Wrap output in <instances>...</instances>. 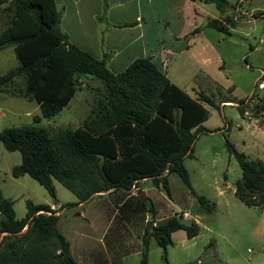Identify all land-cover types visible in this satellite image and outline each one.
Listing matches in <instances>:
<instances>
[{
  "label": "trees",
  "instance_id": "16d2710c",
  "mask_svg": "<svg viewBox=\"0 0 264 264\" xmlns=\"http://www.w3.org/2000/svg\"><path fill=\"white\" fill-rule=\"evenodd\" d=\"M222 12L228 0H199ZM5 14L0 31V51L11 47L18 65L0 75V94L23 79L17 95L38 105L40 115L32 123L0 130V144L6 151L18 152L20 163L11 176L27 175L55 198L52 180L58 181L77 203L109 190H130L139 182L151 185L168 197V175L175 173L199 206L212 210V204L195 194L184 167L191 157L193 143L208 118L203 103L218 107L212 95L199 92L196 98L171 83L148 57L135 59L126 69L113 73L104 59L67 42L59 29L60 13L54 0H0ZM232 25L233 22H230ZM208 26L228 34L226 26L210 21ZM90 76L100 81L104 92L97 96L89 114L75 129L50 132L38 123L57 115L80 90L79 81ZM256 95L254 94L253 97ZM263 104L255 103L264 111ZM240 101L239 105H245ZM241 170L235 182V196L248 207H264V162L249 159L226 142ZM77 203L61 207H72ZM26 212L18 219L12 202L0 192V264H77L69 243L57 229L58 217L46 204L25 201ZM147 212L153 217L151 202ZM151 220V219H150ZM180 215L147 227L141 236L140 264H147L148 242L153 238L162 250L171 234L182 230L191 239L199 227L181 222Z\"/></svg>",
  "mask_w": 264,
  "mask_h": 264
},
{
  "label": "crops",
  "instance_id": "0c3cea01",
  "mask_svg": "<svg viewBox=\"0 0 264 264\" xmlns=\"http://www.w3.org/2000/svg\"><path fill=\"white\" fill-rule=\"evenodd\" d=\"M54 2L60 13L59 29L68 43L97 59H104L106 67L113 73L123 71L137 58L148 57L171 83L192 98H196L199 92L213 95L216 91L223 93L235 89L236 84L221 73V69L226 66L225 59H228L227 55L219 51L222 44L235 46L239 35L252 39L257 35V46L248 44L250 54L260 51L261 45L264 46V0H228V5L222 12L213 4L199 0ZM239 7L254 12L255 19L250 21L238 15L236 9ZM213 20L226 26L228 34L209 27L208 22ZM242 28L247 31L242 32ZM239 56L246 62L247 53L236 58ZM245 68L260 69L258 64L252 67L248 63H245ZM257 78L258 73L255 71L251 82L252 91ZM243 101L246 104V99ZM227 103L237 105L234 101H221L219 106ZM35 105L34 109L39 110L38 105ZM237 108L241 115L248 113L240 105ZM247 120L251 118L247 116ZM254 123L258 124L259 120L255 119ZM261 161L264 162V158ZM145 183L150 184L146 186ZM168 185L170 188L169 179ZM140 191L144 194L143 198L137 195ZM218 194L222 197L223 192L219 190ZM168 198L171 199L170 196ZM169 199L161 196L150 180H143L136 188L109 190L83 202L77 203V198L73 195L70 202L77 203L73 207H61L63 203L56 200V197V203L44 201L42 204L48 205L58 217L57 229L69 243L70 254L77 264H140L141 236L150 226V221L156 226L173 215L186 214L187 218L183 219L187 222L185 224L194 222L198 227L200 225L196 217L184 211L182 204ZM149 202L155 211L152 218L147 212ZM187 206L194 212H199L192 202L189 201ZM214 207L212 203V210L207 213H211ZM248 208L259 211L257 217L261 228L258 227L255 235L263 242L264 207ZM200 233L199 228V233L188 239L182 230L173 232L171 244L166 249V253L169 249L167 263L187 264L186 260L193 247L188 242L198 238ZM155 246L159 247L150 238L148 251ZM260 253L261 257L254 264H264V243ZM223 260L222 264L237 261L234 258ZM196 263L202 264L200 259Z\"/></svg>",
  "mask_w": 264,
  "mask_h": 264
},
{
  "label": "rangeland",
  "instance_id": "374dc122",
  "mask_svg": "<svg viewBox=\"0 0 264 264\" xmlns=\"http://www.w3.org/2000/svg\"><path fill=\"white\" fill-rule=\"evenodd\" d=\"M5 21V14L0 12V31L4 28ZM241 31L245 32L247 29L242 28ZM238 37V43L235 46L222 44L219 47V51L228 57L225 59L226 66L221 69L223 70L221 73L236 84L235 89H226L227 91L223 93L216 91L212 95L217 104L219 100L225 99L234 101L237 105L227 103L211 107L203 103L208 111V118L202 123L205 132L197 135L193 143L192 156L185 157L183 161L195 194L205 197L210 204L213 203L215 205L213 211L207 213L198 206L195 198L175 173L169 174L168 178L171 199L182 204L184 211L196 217L200 223L199 237L188 242L193 244V247L186 260L187 264H197L196 261L199 259L202 264H222L223 259L231 258L237 261L229 262V264H254V261L261 257L260 249L264 241H259L255 235L258 227L261 228L257 217L259 211L244 206L234 196V185L241 177V170L234 156L228 151L226 142L232 144L238 152H242L249 159L264 158V126L260 125L264 124V111L257 110L252 101L254 87L253 91L251 90L252 78L257 70L245 68V63L252 67L258 64L264 71V46L261 45L260 51L250 54L248 44L257 46L259 37L257 35L255 39L246 38L243 35ZM243 53H247L246 62L240 56L236 58ZM17 65L18 62L11 47L0 51V75ZM22 85L23 79L16 77L14 82L5 88L4 93L0 94V130L31 124L33 115H40L39 110L34 109L36 106L34 102H28L17 95V90ZM79 85L81 89L75 92L70 102L57 115L40 120L38 124L41 127L50 132H56L66 128L75 129L81 123L89 114L97 96L104 92V88L99 80L90 76L81 77ZM256 93L264 98V94L260 91ZM240 99H246V104L242 108L248 112L251 118L249 121L247 115H241L237 108L242 101ZM253 119H258L259 123L255 124ZM19 163V153L6 151L0 144V192L3 197L12 202L16 218L24 217L26 200L33 203L46 201L52 204L58 199L63 203L62 205L73 204L70 202L73 194L56 180H52L55 200L27 175L13 178L11 169ZM219 190L223 192L222 197L218 194ZM159 192L165 199H169L163 191L159 190ZM188 200L197 206L199 212L188 208ZM182 222L187 223L186 220ZM147 264H165L159 247L155 246L148 251Z\"/></svg>",
  "mask_w": 264,
  "mask_h": 264
},
{
  "label": "built area",
  "instance_id": "2783aa9c",
  "mask_svg": "<svg viewBox=\"0 0 264 264\" xmlns=\"http://www.w3.org/2000/svg\"><path fill=\"white\" fill-rule=\"evenodd\" d=\"M236 13L238 15H241L242 17L247 18L250 21L255 19V15H254L255 13L254 12H249L248 10L241 8V7L236 9ZM259 17H262V16L259 15ZM257 73H258V78H257L256 83H255V92H254V94L256 96L255 97L252 96V101L254 102V104L256 103V104H259V106H261L263 103L260 102L259 99L262 98V96L259 97L257 95L256 91H260L261 93L264 94V72L261 69H257ZM246 115L249 117L248 113H246ZM132 188H134V187H132ZM180 218L183 220V219H186L187 216H186V214H181Z\"/></svg>",
  "mask_w": 264,
  "mask_h": 264
},
{
  "label": "water",
  "instance_id": "95a60500",
  "mask_svg": "<svg viewBox=\"0 0 264 264\" xmlns=\"http://www.w3.org/2000/svg\"><path fill=\"white\" fill-rule=\"evenodd\" d=\"M137 195L140 196V197H142V198H143V196H144V194H143L142 191H140Z\"/></svg>",
  "mask_w": 264,
  "mask_h": 264
}]
</instances>
